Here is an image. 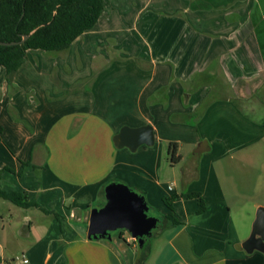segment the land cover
Segmentation results:
<instances>
[{
	"label": "crops",
	"instance_id": "obj_1",
	"mask_svg": "<svg viewBox=\"0 0 264 264\" xmlns=\"http://www.w3.org/2000/svg\"><path fill=\"white\" fill-rule=\"evenodd\" d=\"M126 1L125 9L134 10L132 23L143 19L146 25L143 34L136 33L142 49L125 54L130 56L114 53L128 31L121 23L130 20L129 12L117 15V2L107 0L94 27L67 49L27 50L12 84L0 65V187L35 199L49 211L44 214L65 221L59 228L56 218L32 227L27 218L23 232L36 234L28 247L32 264H148L151 247L137 258V240L122 230L110 238H88L90 206L95 199V207L106 203L104 188L111 182L131 187L148 207H163L164 216L170 211L165 198L199 194L172 201L178 223L169 224L164 249L151 264L250 262L219 190L189 186L188 164L181 166L180 184L169 178L184 156L177 145L176 163L168 147L161 157V130L199 114L203 128L213 125L215 134H207L225 135L214 143L203 135L190 162L212 150L228 159L240 151L249 155L264 138V0H154V12L146 10L152 0ZM145 36L149 47H143ZM224 113L237 125L220 127ZM146 124L153 128V145L135 151L114 146L122 126ZM201 142L205 149L198 150ZM199 197L202 212L195 204Z\"/></svg>",
	"mask_w": 264,
	"mask_h": 264
},
{
	"label": "rangeland",
	"instance_id": "obj_2",
	"mask_svg": "<svg viewBox=\"0 0 264 264\" xmlns=\"http://www.w3.org/2000/svg\"><path fill=\"white\" fill-rule=\"evenodd\" d=\"M153 1L154 0H152L151 4L149 2L150 5L146 9L147 12L155 11L156 7L154 8L153 3H156V1ZM115 2H117V4L114 5V12H116L117 15H121L122 12L125 11L129 12V10L125 9L127 2L126 0H115ZM130 12V17L128 18L130 20L121 23L123 28L128 29V31L125 32L126 36L121 41L117 40L120 44L119 47H114V53L116 52L118 57L130 56V54H125L127 52L130 53L131 50L135 52L136 50L139 51L140 48L142 49L140 43L135 39L136 33L141 35L145 32L144 27L146 25L143 23V19L137 21V24L132 23L131 20L134 18V10L132 14ZM147 15L145 12L141 18H144ZM123 35L124 32H122V36ZM143 41V47L145 46V43L146 46L149 47L150 39L145 36ZM129 59H131L133 63H138L137 60H133L132 58ZM143 59L146 60V58ZM165 91H167L166 87ZM183 100H185V98ZM159 104H162L163 107L166 106V102H161ZM228 116L229 115L227 113L219 115L218 123L220 124V127L225 128L233 121L235 122L234 125H237L236 120L230 119L231 117ZM199 118V114H191L187 117V119H180L179 117V119L176 121H170L173 123L175 122V128H168L167 125H164L161 130V157H167L166 154L168 143L176 142L179 146L178 150L181 151V154L184 156V158L180 164L176 165L173 170H171L172 172L170 173L172 174L169 178L173 179L175 182L177 181V185L180 184V179H182L181 166L183 164L190 165V177L189 175L187 176L189 186L198 189H218L219 195L223 197L222 207L225 209H230L233 222L239 229L241 236H244L245 239L250 233L251 224L254 219L257 207L264 206V138H261L260 141L250 149L252 151L249 152V155H247L246 151H240L238 154H234L232 158L228 159L227 153H223L224 156L222 157V152H215V150H212L211 152L207 153L206 156H204L202 161L199 162L200 159L197 156L194 162H190L189 158L193 153L195 145L204 140L203 135H206L207 133L215 134V132L212 131L213 125L210 123L208 124L209 126L203 128L202 124H200ZM216 127L218 128V125ZM208 137L214 143L215 139L221 140L225 138V135L220 134L216 137L209 135ZM162 165H164V162ZM191 166L193 167L191 168ZM32 174L37 177L39 175L38 169L34 168L32 170ZM170 185H172V183H170ZM129 188L131 189V187ZM165 199L163 200L164 205L167 206ZM98 202L99 200L95 199L93 205L90 206V208H95ZM196 202L197 201H195V204L196 206L198 205V210L199 204ZM192 206L194 205L192 204ZM162 208L163 207H161V209L153 206L148 207L147 214L157 219L158 226L153 229V235L146 238V241L149 245L146 250H144L139 245H136L134 249L137 251V258L140 259L144 255L149 254L148 251L151 247L152 254L148 256V264L155 262L154 253L155 255L158 252L162 253L164 249L163 244L166 242V237L169 234V230H167V228L169 229L170 227L171 229V226L169 225L170 222L167 221L166 223L165 221L163 215L164 211ZM55 216L53 217L51 215H46L43 211H39V209L33 207L23 208L12 203L11 201L0 198V264H32V261L28 255V247L34 242L32 236L36 234L32 229V235L26 236L23 232L24 223L26 222L27 218H30L31 226L35 227L39 225V221L41 220L52 221L53 218H56V220L59 221L58 228L59 224L64 227V218L58 215ZM195 217L196 216L193 215L192 220L196 219ZM205 219L210 220L211 216H206ZM72 222H75V220ZM47 226L52 227L50 223ZM122 231V233L128 237L129 233L125 230ZM51 232L52 231H50V233ZM242 253L245 257L254 258L258 256V259L254 260L252 258L250 262H247L244 259H239L234 264H264L263 253L259 251L246 253L243 249ZM23 255L27 260L26 262H23L22 260Z\"/></svg>",
	"mask_w": 264,
	"mask_h": 264
},
{
	"label": "trees",
	"instance_id": "obj_3",
	"mask_svg": "<svg viewBox=\"0 0 264 264\" xmlns=\"http://www.w3.org/2000/svg\"><path fill=\"white\" fill-rule=\"evenodd\" d=\"M107 0H0V42L19 41L23 34L31 35L22 44L0 43V65L5 69V80L12 84L13 76L24 62L26 52L30 49L43 51H62L85 31L94 27ZM2 128L0 127V133ZM1 140V136H0ZM177 143H168V152L171 163L179 160L176 155ZM3 170H9L4 168ZM2 170H0L1 177ZM183 196H199L192 192L181 194ZM178 194H173L165 199L170 211L164 216L171 224L178 221L173 213L172 201ZM0 198L9 200L23 207H35L41 211L49 212L35 199H28L23 193L0 187ZM199 209H205V203L201 197L198 199ZM148 248V242L143 249Z\"/></svg>",
	"mask_w": 264,
	"mask_h": 264
},
{
	"label": "water",
	"instance_id": "obj_4",
	"mask_svg": "<svg viewBox=\"0 0 264 264\" xmlns=\"http://www.w3.org/2000/svg\"><path fill=\"white\" fill-rule=\"evenodd\" d=\"M32 32L23 34L19 41L0 42L1 44H22ZM116 148L127 147L135 151L140 145L154 143L153 128L146 124L139 127L122 126L113 135ZM205 149L201 142L198 150ZM106 203L91 209L88 238H110L117 230L127 231L141 247L145 238L152 236L157 227V219L147 214L148 206L143 197L127 185L119 182L108 183L104 188ZM246 253L259 251L264 254V206H258L251 224L249 235L241 241Z\"/></svg>",
	"mask_w": 264,
	"mask_h": 264
},
{
	"label": "built area",
	"instance_id": "obj_5",
	"mask_svg": "<svg viewBox=\"0 0 264 264\" xmlns=\"http://www.w3.org/2000/svg\"><path fill=\"white\" fill-rule=\"evenodd\" d=\"M22 260H23V262L27 261L26 258L24 257V255L22 256Z\"/></svg>",
	"mask_w": 264,
	"mask_h": 264
},
{
	"label": "flooded vegetation",
	"instance_id": "obj_6",
	"mask_svg": "<svg viewBox=\"0 0 264 264\" xmlns=\"http://www.w3.org/2000/svg\"><path fill=\"white\" fill-rule=\"evenodd\" d=\"M146 239V238H145Z\"/></svg>",
	"mask_w": 264,
	"mask_h": 264
}]
</instances>
